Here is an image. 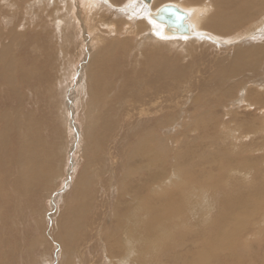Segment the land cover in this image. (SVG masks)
Instances as JSON below:
<instances>
[{"label": "rangeland", "instance_id": "rangeland-1", "mask_svg": "<svg viewBox=\"0 0 264 264\" xmlns=\"http://www.w3.org/2000/svg\"><path fill=\"white\" fill-rule=\"evenodd\" d=\"M72 1L73 3H75L76 6L75 13L73 10L71 14H65L67 12L66 11L67 8H63V6H61L62 4L57 1L56 5L59 13L56 14L57 10H55L54 13L51 12L54 6L47 8L46 7L47 4L46 6L45 5L41 6L33 3V0H25L26 4L24 3V5L21 6V9L22 10L27 9V13H25L24 11L17 12L18 9L12 7L14 9L12 13H14L13 16L15 17L14 21L11 22L12 24L9 23L10 19H7V15L8 18L11 17L12 15V13H9L10 10L8 9V7L4 8V10H2L3 12H0V17H1L0 28L2 29V33L6 35V37L0 36V42L4 39V37L5 38L10 37V39L12 40L15 38L16 41H18L21 44V48H23V53L27 56V59H24L23 61V65L27 70V84L21 88L19 84L20 81L19 82L17 81L19 86H17L16 87L17 89L14 90H10L9 88L5 90L7 87L5 88L0 87V264H76V262L77 264H79L77 261L78 256L72 252L73 248L76 247V244L73 246V248L71 247L70 249L69 246L67 245V241L64 240L62 234L64 235L65 233H70L69 229L74 230L75 226L73 227L72 225L73 218L76 217L77 219L80 217L81 214H82L81 217L84 215L85 216L84 218H86L88 212L87 208L89 205L88 201L101 189V187H104L102 185L99 186L97 184L105 180L104 184L108 185L109 183L111 190H113L114 185L117 186V192L111 190L108 191L109 199H107V209H106L107 213L105 215V219L103 220V222H106L105 226H108L107 229L112 230L115 227H118L116 223L121 221L120 219H122L123 216L129 217L127 216V214L132 209L130 205H132V203L134 204V202L130 199L129 201L131 202H127L128 199L127 196L137 192L136 191L137 189L135 187L137 186L138 183L144 180L143 178H145L146 171L148 169H153L152 166L153 161L156 158L160 159L162 155L165 156V154L163 153H167V155L169 153H172V152H167V150L169 151L167 146H165L164 149L165 143H159V142L155 143V139L152 140V142L149 141L148 139L151 138V133L149 134L145 132V128H143L144 125L139 128L135 127L131 129L130 128L120 129L121 125L120 123H118L119 125H117L116 127L117 130L115 133L116 135H119L117 139H120L118 140L120 141V144L116 143L117 151L119 152L118 166L111 167L110 163L107 161L106 164L103 165L105 169L104 171H102L99 170L98 164H95L96 162L95 160L97 159L99 154H97L94 145L97 142V138L104 131L103 124L106 122L105 120H107L108 125L109 123H114V121L111 120V118L115 115L114 111L116 106H118V104L120 103V99H121L120 97L128 98V99L132 98V95L128 91L132 86L133 87L136 86L142 80V76H143V74L141 75L142 68L149 69L147 62H145L147 58L142 57V52L143 54H147L145 56L148 57L149 61L153 59L154 62L157 63L155 64V66L157 67L156 69L163 68L164 65H167L166 68L168 69L167 71L168 73L166 72L165 74L166 77L171 76V74L169 73L172 70L173 72L177 70L178 73H180V78L174 81L173 83L174 85L168 86L167 89L171 91L173 88H175L178 91L177 94L180 95V98L183 101L182 106L185 109H188L189 112L192 109L191 103H193L194 100L196 104H201V106L204 103L203 104L204 107L200 106L197 109V111L195 112L192 111V112L194 113V115L197 114L201 116L204 115V116H208V118L202 120L201 117V119L198 120L197 122L193 120L192 127L193 128L198 127L199 131L201 127L202 128L204 127L203 128L204 132L205 129H210L209 131L212 130L210 134L211 137L206 136V138H203L207 140V141L205 140L206 142L205 141L203 142L202 138L199 139L202 145L204 143L203 145L204 147H201L200 151L199 148H196V146L194 145V144L201 145L199 141H197V143L193 142L194 144H192L191 143L192 141L188 138L178 139L179 143L182 144L181 146H178L181 148V149L179 148L180 152L179 150H177V152L180 153V157L181 156L185 157L187 156L188 153L189 154V156H187L188 159L187 157H185L184 159L179 158V153L175 152L178 155V167L182 169V173L184 172V170H186V169L183 170L182 168L184 166L183 160L195 163V166H190L185 172L187 173L186 174L187 181H188V177L191 175L189 177V182L191 186L194 185L192 188L195 189L196 191V192L194 191L196 193V194L194 193V196H196L195 197L196 208L200 209L201 202L199 201L202 199L201 194L203 193L205 194L206 192L208 196L210 192L212 193L208 196V198L209 201L211 202L210 204L212 205V207H214L212 208L213 210H211V212L212 211L213 212L212 214L210 213L211 218L208 221V227L204 226L202 228L207 232L206 238H208L211 235L210 231L213 232L214 236L211 238L212 240L210 239L209 241H206L204 245L201 246L200 248L194 247L193 249H191L193 242L192 240L195 239L194 237L196 236L197 230L199 228V224L196 223L194 227H190L193 225L194 222L183 219L182 215H184V218L186 217L185 213H187L186 215H188V212H186L185 210L183 211L184 213L176 216V218L177 217L181 218L179 220L178 218L176 219L178 220V222L174 218H172L173 213H171V209L174 206L172 207L167 202L168 199H169L168 201L172 200L170 196L165 199L161 198V202L159 201L160 206L158 205L156 207L155 206L156 200L153 201L152 198L149 199L144 196L143 197L145 199L141 198V196L145 193V190H142L141 188L138 189L140 195L138 194L137 198H139L140 196L141 199L140 198H139L140 200L137 198L136 199L137 202H140L142 200L140 203L141 206L144 208V210L141 209L142 212L139 215L142 217L143 221L145 222L147 216L153 214L152 217L155 216V218H157L159 228L166 231V233L172 232L170 233V235L172 234V236L173 234L175 235L174 237H170L169 235L167 236L168 238L164 237L165 238L164 240L165 241L167 240L168 242H164V241L162 242L163 244H165V246L161 243L159 244L160 246L157 250L159 251L158 252L159 254H157L159 255L158 256L159 260L156 259L158 262H155L154 264H186L188 260L190 261V256H192V254L197 255V253L201 255L206 254L208 257V260L206 262L210 261V264H240V263L263 264L264 263V225H262L263 227L261 226V228H253L251 223H249L250 227L246 226L247 230L254 234L255 231L257 233L258 231L261 230L260 237L262 239L258 235V238H255L254 240H252L251 238V240H248L245 243L242 240H239L242 243L239 242L238 240H235L242 245L241 248L240 245H238V242L237 244L235 242L233 243V245L234 244L238 245L239 246V247L237 246L238 249L240 248L239 250L240 251L243 250V252L245 251V248L249 247L248 250L244 252V257H240V253H239L240 251H237V249L235 250L234 249L235 246L233 245L232 246L234 248L231 245H228L229 250L228 249L224 250L226 253H228L225 255H229L231 257L229 256L227 257L223 255L225 252L220 253L221 254L220 255L218 254L219 251L212 250V248L214 247L216 248L214 243L215 241L213 240V238L216 239L215 234L219 226L222 225L221 224L222 221H227L232 219V217L227 218V220L226 218H223L225 220L222 219V217H227V215L231 216L230 214L232 213L230 212L232 210V207L234 206L232 205L233 204L232 202L238 201L239 203L238 205H240V202H243V199L240 200L238 198L247 197L245 200V206L248 210H246L245 215L248 218L251 215L250 210L253 207H254V213L257 212L259 214L261 209L262 211L260 213H264L263 212L264 211V181H257V178H254L252 176L253 179H250L249 182L245 181L246 182L245 184V182L239 179L240 183L236 182L234 184L236 189H233L234 188L233 185V188L231 187L232 190L229 189L230 190L229 192V190L226 189L228 186L224 187V183H226L228 179L224 181L221 180V170L222 168L224 169V167L227 168V171L224 169L227 173L235 171L234 170L235 168L241 171L245 170L246 168L248 169L247 166L245 167V169H243L242 166L235 167V164L227 165L225 163L228 157L225 149L227 148V144L222 142L221 136L219 135L218 132V128H214V129L212 128L215 126V123L212 120H210V118L214 117V115L216 116L215 119L221 118V114H219L220 109L218 107H215L218 106V104H214L212 101L215 100L217 102H220L221 100L224 102L225 111L228 112L230 110L232 95L230 90L227 88L228 86L226 87L225 94H222V89L220 84L213 82L207 86H202L203 79H201V83L198 86H195V83H193L188 76V74L192 72L191 70L192 64L196 62L197 59H199L200 57L203 58L206 57L205 60H211L213 54L216 53V49L213 50L208 48L206 49L203 47H199V45L197 46H192V45L190 46L188 44L183 45L182 43H180V39L183 40L180 37L173 38V39L180 38V39H176L177 40L176 42H174L172 38L165 39L166 40L165 42H173L171 43L172 45L164 44V45H160L159 47L152 46V42L149 41V39H147V41H145L143 44L140 45L141 47H138L137 46L138 42H132V43L130 42L131 41L130 38L133 37H129L128 35L127 37L126 34L124 35L113 34V36L112 35L110 36V42L109 41L108 42L110 46L111 45L116 46L114 54L115 56L117 55L116 56L117 60L113 59V53L112 54L110 53V50L112 49L108 50L109 53H106L103 57H100L99 59V56L101 55L98 54L101 52V50H104L103 48L105 45H99L98 47L97 45H95L96 48H93L94 45L92 43L94 42L95 37L90 36L88 30L86 29L84 15L80 13L81 10L78 1L77 0L75 1L72 0ZM175 1L176 0H158V2L160 3H156V5L158 7L173 3ZM128 2L129 0H123L120 6L125 5ZM32 4L33 6L37 5L36 7L37 9L31 13L38 14L39 12H41L40 15L41 14L43 15V16L41 15L42 16L41 20L33 21V17L29 13L31 9H35V8H31L33 7L31 6ZM67 7H69V5H67ZM103 7H104L103 9L97 11V13L94 14L93 17L94 26L95 25L98 26L99 23L105 25L107 22H109L110 23L109 28L110 31L112 32L122 22L126 24L127 18L123 16L120 17L118 14H116L115 11L109 12L108 8L105 5H103ZM69 8H73V7L70 6ZM28 15L29 17H27ZM104 16H106L107 18V21L105 23H103L105 21ZM48 17H52V18L55 17L60 19L62 18L61 21H63V24L60 25L56 30L54 27L55 25L53 23L55 18H53L54 19L53 20ZM74 19H76V22L74 21ZM76 23L78 24V28L75 25ZM140 24L142 23L139 22V24H137V27H139ZM247 28H249L248 25H244L241 28L243 34H244V30H246ZM77 29H81L82 31V32L80 31L81 37L79 38L80 58L74 70L73 69L71 70L72 76H70L71 77L70 78L69 76H64V73L66 72L64 69H66V66L64 67V69H62V67L63 65H65L66 61L70 59V57L68 56H71V53L68 52L69 51L73 52L72 50L78 51L79 45L76 48L72 44H68L65 46L64 50L61 49V46H64L65 39L78 38L80 34L77 35L76 33ZM20 33L25 36V39H22L23 36H21ZM12 34L14 35L16 34L17 37L14 36L13 38ZM187 39H191V38L187 37ZM123 40H128V41L124 42ZM13 46L16 51H19V45L17 43ZM188 50H190V52ZM220 52H221V56L225 54L228 55L230 53L228 49L227 51H220ZM18 53L19 56H21L20 55L21 53L20 52ZM262 53H264V50H260L257 54H262ZM28 55H37L38 59H36V62H33L32 59H29ZM44 55L46 56L43 58ZM47 56H49L48 58L51 60L49 59L47 60L46 59ZM248 59L247 62L249 65L252 64V62L257 63V61L263 60L262 56L260 55H256L253 57L248 56ZM137 62H141L140 64L141 69L134 68L137 67L136 64ZM33 65H36L38 69L37 71H32V73L29 74L31 70V66ZM221 67L222 66L220 67L215 66L213 70L211 69L208 71L205 77L209 78L215 71H216L215 73L220 71ZM102 71H105V73H103ZM18 77L19 74L16 75V78ZM67 77L68 79H66ZM133 77L134 79H136L135 84ZM96 78L102 79V88L100 89L99 92L100 94H102L106 89V88L104 89L105 82H106V87L108 84H113V85L110 86L108 85V88L106 89L109 90L110 88L112 92V96L109 99L108 97H104L99 102V104L95 102V104L97 103V105L94 106L91 104V100L94 99H91L92 95L90 96L89 89H87L86 86ZM212 78L213 77H211V79ZM61 80H62V87H61ZM206 84H208V82H206ZM237 85L241 86L242 84L237 83ZM113 86L114 89H111ZM237 90H235V92ZM97 109L100 110V112H98ZM16 110L18 111L17 114H15ZM179 110L180 108H178L177 110L178 113ZM92 111H95L93 115L90 114ZM83 113L85 115H83ZM178 113H173V114H175L176 116ZM28 115H33L31 119L35 121L34 124L32 125L30 124V119L28 118ZM84 117H86V119ZM64 118L65 119L67 118L66 119L67 121ZM164 118L166 120L165 124L158 125V127L156 128L157 129L156 135L160 136L162 134H165L167 137V141L170 142L169 137L172 136L173 134V130L171 128L172 127L171 122L175 120V117L170 118L166 115L164 116ZM151 124L157 125V122L153 121V123ZM198 124H200L201 127ZM208 124L211 125L210 126L211 128H207ZM123 130L124 132H122ZM199 131H197V134L199 133ZM140 137L142 138L141 143H140ZM186 144H189V147H187L188 145L186 146ZM206 144L207 146H205ZM210 144L211 146H208ZM185 148L186 149L189 148L188 152L187 150L186 151L184 150ZM214 148L215 150L218 148V150H216L218 152L214 151ZM191 152L193 153V155H197V156L201 152H204L206 155L209 156L214 155L217 157L218 161H220L222 165L218 167V170L215 168L211 170L208 168L205 169L204 167H200L198 166V160L195 161L191 160L192 159V157L190 156V154H192ZM35 155L38 156V159H35L34 157ZM230 158L232 157L230 156ZM240 160L241 158H239V161ZM249 164L251 165V163ZM163 166H161V169H163ZM157 167L159 168L160 166L158 165ZM164 167H165L164 170H166V166ZM121 168H125L126 170L121 172ZM154 170L155 169H153L152 172ZM97 173H101V175L103 176L101 175L98 176ZM260 173L261 170L257 172L258 175ZM254 174L252 171V175ZM199 177L201 178L203 177L202 180L205 181L207 179V181L203 183L201 182L202 180L200 181L201 178ZM121 181L123 183V185H121L122 187L118 186V184ZM142 183L143 182H141L140 184ZM252 183H253L252 185L253 187L251 186ZM256 183L260 184V186L256 185ZM249 187L250 189L248 190ZM183 189H184V193H186L188 187L187 188L185 187ZM245 190L248 192L246 193ZM118 191L121 192V194ZM233 191L234 192L236 191L237 193H234ZM232 192L234 196H232ZM249 192L251 195L249 194ZM174 193H175V197L177 198L178 191L174 190ZM245 194L248 196H245ZM227 196H229V198H226ZM251 196L254 198H252ZM248 197L249 198L251 197L252 200L253 199L257 200V202L259 203L253 200L254 202H256L255 205H253L252 207H251L252 204L247 205V201L249 200ZM235 198H237L238 200ZM118 200L121 203L117 202ZM143 200H145L144 203ZM190 200L195 205L194 198L193 199L190 198ZM178 203L180 204L179 201L176 202V204ZM115 204L117 211H115L116 210ZM147 204H149V206ZM86 205L87 208L84 207ZM146 205L148 208L145 210ZM185 205L186 204L182 202L180 208L181 206L185 207ZM225 205H228L229 207L227 206V208H225ZM256 207L257 208L259 207L260 209L258 210L256 209ZM164 208H167V210H165ZM125 209L127 210L128 213L126 212ZM81 210H83L84 212ZM221 211L227 214L224 213L225 216H223L224 214ZM80 212L81 214H79ZM219 212H221V214L223 215H221ZM147 213H151V214L147 215ZM160 213L164 214L166 218L170 216L169 217L170 219L168 218L167 220H163V217H160L161 216ZM175 214H180V213H175ZM258 214H256V216ZM77 215L79 216L77 217ZM261 216L262 215H259L258 217ZM199 218L201 219L202 215H199ZM76 219H74V222L76 221ZM252 219L253 216L252 218L251 217L249 218V221L252 222ZM159 220L164 222H161ZM168 220H171L172 224ZM168 222L171 225H169ZM228 224L231 225L233 223L228 221ZM67 225L68 227L66 228ZM162 225H164L165 227L164 226L161 227ZM258 225H260V223ZM109 227L112 228L110 229ZM107 229H103L102 231H100L98 236H103V235L106 236L105 234H109V230L107 231ZM187 234L188 235L191 234L190 237L188 238L189 242L187 243L190 250L188 251L187 258L185 259L177 254L180 253L178 251L180 248L181 249L184 248L183 243H186V241L183 240V238L184 235L186 236ZM59 235L62 237H60ZM67 238H68V234L66 239ZM170 240L171 242L172 241L173 242L171 243ZM60 241L63 243H61ZM95 242L96 241L94 240L93 242L90 243V245L96 244ZM166 243L171 245H168ZM161 245H163L164 247L163 246L161 247ZM166 247H168L167 248L168 251L166 250ZM208 247H211V249ZM229 247L232 249H230ZM98 250L101 253H98L99 254L98 257L100 258H96L98 260L96 259L94 260L96 264L97 263L100 264L101 262L99 263V261H102L101 258H103L102 249L98 248ZM74 251L76 253V249H74ZM93 251L95 252L94 249ZM146 251L147 248H144L143 252ZM169 251L170 254L168 253ZM89 252H86L87 255L86 257H84V261L86 262H84L83 264H89V263L92 264L91 259L93 258L92 255L93 252L92 254ZM248 252L249 254H247ZM252 253L257 256V259H255L253 263L247 261L249 260L248 258L250 257V255H253ZM74 255L77 259L74 257ZM215 255H217L220 259L213 260L217 257ZM172 256L175 257L173 258ZM210 257L212 258L211 260L209 259ZM226 257L229 259H227ZM180 259H182V261ZM239 259L241 261H238ZM206 262L204 264H206Z\"/></svg>", "mask_w": 264, "mask_h": 264}, {"label": "bare ground", "instance_id": "bare-ground-1", "mask_svg": "<svg viewBox=\"0 0 264 264\" xmlns=\"http://www.w3.org/2000/svg\"><path fill=\"white\" fill-rule=\"evenodd\" d=\"M57 1L62 4V5L61 4L60 5L63 6V8H67V10L65 9L67 11L65 14H71L73 10L75 13L76 6L72 0H62V1L61 0H33V3L41 5V6H43V5L46 6V4H47V6H46L47 8L54 6V8L51 10V12L54 13L55 10H57L56 14H58L59 12H58V8L56 5ZM77 1H78L79 6H80V10H81L80 13H82L84 15V21L86 23V29L88 30V33L90 36L95 37L94 42L93 43L91 42L94 45L93 48H96L95 45H97V47L99 45H105L103 48L104 50H101V52L98 54V55H101V56H99V59H100V57H103L106 53H109L108 50H110V49H112V50H110V53L111 54L113 53V59L117 58L116 57L117 55L115 56V54H114L116 46L115 45L110 46V44H109L110 36L111 35L113 36V34H118V35L126 34V36L128 35L129 37H133V38H130L131 39L130 42L131 43L132 42H138V45H137L138 47H141L140 45L143 44L145 41H147V39H149V41L152 42V46L159 47L160 45H164V44L172 45L171 43H173V42H165L166 41L165 39H171V38L173 39L174 37H180L183 40H181L180 38H176V39H180V43H182L183 45H186V44H188L190 46L191 45L192 46L199 45V47H203L206 49L207 48L212 49V50L216 49V53L213 54L211 60H205L206 57H204V58L200 57L199 59H197V61L192 64V66H191L192 72L189 73L188 76H189L190 80L193 83H195V86H198L201 83V79H203L202 80V86H207L213 82L220 84L221 89H222V94H225L226 87L228 86L227 88L230 90L231 95H232L231 108L228 112L225 111L223 101H221V100H220V102H217L215 100L212 101L214 104H218V106H215V107H218L220 109L219 114H221V118L215 119L216 116L214 115V117L210 118V120H212L215 123V126L212 128L213 129L218 128V132H219V135L221 136L222 142L227 144V148H225V149H226V154L228 157H227L225 163L227 165L235 164V167H241L242 166L243 169H245V167L247 166L248 169L246 168L247 170L245 169L243 171L238 169L239 170L238 171L235 168L234 169L235 171L227 173L226 172L227 168L224 167V169L226 171L222 168L221 180L224 181V180L228 179L227 182L224 183V187L228 186L226 188L228 190L229 189L232 190L231 187L233 188V185L236 182L240 183L239 179L243 182H245V181L249 182V180L253 179V177H254V178H257V181H264V156H263L264 155V53L257 54L260 50H264V42H262V41H264V0H176L173 3L166 4V6H174L177 9H179L180 11L187 14L185 22L188 23V25H189V29H190L189 35H179L178 33L167 34L164 32V30H163L164 26L162 24H157L150 19V17H149L150 13H156L161 7L165 6V5H162V6L157 7L156 3H160V2H158V0H150L147 5L145 4V2H143L141 0H129V2L127 4L122 5V6H120V5H121V2L123 0H83V1L77 0ZM24 3L26 4L25 0H0V12H3L2 10H4V8L8 7V9L10 10V11L8 10L9 13H12L14 10L12 7H15L16 9H18L17 12L24 11L25 13H27V9L26 10L21 9V6L24 5ZM93 3H95V4H93ZM67 5H69V7L71 6L73 8H69V7H67ZM103 5H105L108 8L109 12L115 11L116 14H118L120 17L123 16V17L127 18L126 24H124L122 22L112 32L110 31V28H109V24H110L109 22H107L105 25L99 23L98 26L97 25L94 26V20H93L94 14L97 13V11L103 9L104 8ZM9 6H11V7H9ZM31 6H33V4ZM41 6H39V7H41ZM36 7H37V5L31 7V8H35V9H31L30 12L28 11L30 13V15L33 17V21L41 20L42 16H43L42 14H41L42 16L40 15L41 12H39L38 14L31 13L37 9ZM111 7H113V8H111ZM13 14L14 13H12L11 17H9V18L7 15V19H10L9 23L13 22L15 19ZM49 16H51V15H49ZM27 17H29V15ZM48 18L53 19L55 17H53V18L48 17ZM104 18H105V21L103 23H105L107 21L106 16H104ZM61 19L60 18H55V20L53 19L54 20L53 23L55 25L54 27L56 30L58 29V27L60 25L63 24V21H61ZM74 21L76 22V19H74ZM139 22L142 24H140L139 27H137V24H139ZM75 25L78 28V24L76 23ZM244 25H248L249 28L244 30V34H243V31H241V28ZM111 28H112V26H111ZM80 31H81V29L76 30L77 35L80 34L78 36V38L65 39L64 40V43H65L64 46H61V49L64 50L65 46L68 44H72L76 48L79 45V47H78L79 52L76 50H72L73 52H70V51L68 52V53H71V56H68V57H70V59L67 60L65 65H63V67H62V69H64V67L66 66V69H64L66 71L64 73V76H69V77L72 76L71 70L72 69L74 70V68L76 67V64L79 62V58H80V42H79L80 39L79 38L81 37V32H82V31L81 32ZM105 33H107V34H105ZM7 35H9V34H7ZM12 35H13V38H14V36L17 37L16 34L15 35L12 34ZM20 35L23 36L22 39H25V36L23 34L20 33ZM20 35H18V36H20ZM0 36L6 37V35H4L2 33V29L0 31ZM5 37L0 42V87H3V88L7 87L5 90H7L8 88L10 90H14V89H17L16 88L17 86H19L18 85L19 81H20L19 84H20L21 88L27 84V70L23 65V61H24V59H27V56L23 53V48H21V44L18 41H16L15 38L12 40V39H10V37L9 38H5ZM187 37L188 38L190 37L191 39H187ZM176 39H173V41L176 42L177 41ZM123 41L127 42L128 40H123ZM168 41H171V40H168ZM16 43L19 45V51H16L14 46H13ZM188 48H189V46H188ZM194 48H196V47H194ZM194 48H192V49H194ZM42 49H43V47H42ZM136 49H137V47H136ZM227 49L230 51V53L228 55L225 54V55L221 56L220 51H227ZM188 51L190 52V50H188ZM18 52L21 53L20 54L21 56H19ZM170 53H171V51H170ZM145 55H147V54H143V52H142V57L147 58V60L145 62H147L148 68L149 69L151 68V69L149 70L146 68H142V71H141V75L143 74L142 80L136 85L137 87L132 86L130 88V90L128 91L132 95V98L128 99V98L120 97L121 98L120 103L118 104V106H116L115 111H114L115 115L111 118V120H113L114 123H109V125H108L107 120H105L106 122L103 124V126H104L103 130L104 131H103V133H101L100 136L98 135L99 137L97 138V142L94 145V148L96 149L97 154H99L97 159L95 160L96 161L95 164H98L99 170H102V171H104L105 167H103V165L106 164L107 161L110 163L111 167L118 166V164H119V162H118L119 152L117 151L116 143L120 144V141H118L120 139H117L119 137V135L115 134L116 130H117L116 127H117V125H119L118 123H120V125H121L120 129H125V128L131 129V128H135V127L139 128V127H142L144 125L143 128H145V132L149 133V134L151 133V138L148 140L152 142V140L155 139V143H157V142L165 143L164 149H165V146H167L169 149V151L167 150V152H172V153H169L168 155H167V153H163V154H165V156L162 155V157L160 159L156 158L152 163L153 169H155V170L152 172L153 169H148L146 171L145 178H143L144 180L141 181L143 183L140 184L141 183L140 182L135 187L137 189L136 190L137 192L132 193L131 195L127 194L129 196V197L127 196V198H128L127 202H131V201H129V199H130L134 202V204L133 203H132V205L129 204L130 207L132 208L131 210L129 209L130 210L129 213L125 209L126 212L128 213L127 216H129V217L123 216V218L120 219L121 221H119V222L117 221L118 223H116V225H118V227H115L114 229H112L113 231L107 229L108 226H105L106 222H103V220L105 219V215L107 213L106 212L107 199H109L108 198V191L111 190V187H110L109 183H108V185L104 184L105 180L101 183L98 182L99 184H97V185H99V186L102 185L104 187H101V189L93 197L90 198V200L88 201L89 205L87 204L88 208H87V205L84 206L88 209L86 218H84L85 217L84 215L81 217L82 214L80 212L79 213V214H81L80 217L77 219L75 217L72 220L73 221L72 225H73V227L75 226L74 230L69 229L70 233H65L64 235L62 234L64 240L67 241V245L69 246L70 249H71V247L73 248V246L76 244V247L73 248L72 252L78 256L77 261L79 264H83L84 262H86V261H84V257H86V255H87L86 252H89V251L93 252V254H92V252H89L93 255V258L91 259L92 264H96L94 260L96 258H100V257H98V255H99L98 253H101V252H99L98 248L102 249V251H103L102 252L103 258H101L102 261H99V263L101 262L100 264H151V263L154 264L155 262H158L156 259H158V256H159V255H157V254H159L158 253L159 251H157L159 246H160L159 244L160 243L163 244L162 243L163 241L168 242L167 240L166 241L164 240L165 239L164 237H167L168 235L170 237H174L175 235L173 234V236H172V234L170 235V233H172V232L166 233V231L159 228L157 218H155V216L152 217L153 214L149 215L152 212L147 213V215H149V216H147L145 222L143 221L142 217L139 215L142 212L141 209L144 210V208L141 206V203H140L142 200L140 202H137V199L140 198V196H139V198H137V196L139 194V192H138L139 188H141L142 190H145V193L143 192L144 194L141 196V198L147 197L149 199L152 198L153 201L156 200V202H155L156 207L160 204L159 201L161 202V198L165 199V198H168L170 196L172 200L168 201L169 200L168 199L167 202L172 207L174 206L171 209V213H173L172 218H174L176 220L178 218V217L176 218V216L181 215L182 213H184L183 211L185 210L186 212H188V215H186L187 213H185V216H186L185 218H184V215H182L183 219L194 222L193 225L190 227H194L196 225V223L199 224V228L197 230L196 236L194 237L195 239L192 240L193 242H192V248L191 249H193L194 247L200 248L201 246L204 245V243L206 241H209L214 236L213 232L209 230L211 232L210 233L211 235L208 238H206L207 232L204 229H202L204 226L208 227V221L211 218L210 213L212 214V212H213V211L211 212V210H213L212 208H214V207H212V205L210 204L211 202L209 201V198H208V196L212 193L210 192V194H208V196H207L206 192H205V194L204 193L201 194L202 199L199 201V202H201L200 209H197L196 208V198H195L196 196H194V193L196 191H195V189L192 188L194 185L191 186V184L189 182V177L191 175L188 177V181H187V176H186L187 173L185 172V171H187V169L190 166H195V163L183 160L184 163L183 162L182 163L184 164V166L182 168H183V170L184 169H186V170H184V172L182 173V169H180L178 167V155L176 154V153L180 152V150H179L180 147H178V146H181V144H182V143L181 144L179 143V140H178L179 138H181V139L188 138L192 141L191 143L194 144L193 142L197 143V141H199V139H201V138H202V141L204 142L206 139H203V138H206V136L211 137L210 134H211L212 130L209 131L210 129H205V132H204L203 131L204 127L202 128L200 124H198L201 127L200 131H199L198 127H195V128L192 127L193 126V120L197 122L198 120L201 119V117H202V120H205L208 118V116H204V115L201 116L199 114L194 115L193 112L197 111V109L201 106V104H196L195 100L193 103H191L192 109L189 112L188 109H185L182 106L183 101L181 100L180 95L177 94L178 91L175 88H173L171 91H169L167 89L168 86L174 85L173 84L174 81H176L177 79L180 78V73H178L177 70H175L174 72L172 70L169 73V74H171V76L166 77L165 74L168 71V69L166 68L167 65H164V66L162 65L163 68L156 69L157 67L155 66V64H157V63H155L153 59L151 61H149L148 57ZM200 55H202V54H200ZM256 55L262 56L263 60L257 61V63L252 62V64L249 65L247 62L249 60L248 56L253 57ZM45 56L46 55H44L43 58ZM49 56L46 57L47 60L49 59L48 58ZM28 57H29V59H32L33 62H36V59H38L37 55H28ZM137 57H139V56H137ZM66 59H68V58H66ZM163 59H164V57H163ZM49 60H51V59H49ZM136 64H137V67H134V68L141 69L140 68L141 62H137ZM215 66L216 67L222 66L221 70L218 71L217 73H215L216 72L215 71L214 72L215 74L213 73L209 78H206L205 75L208 73L209 70H211V69L213 70V68H215ZM37 69L38 68L36 65L31 66V70H30L29 74H31L32 71H37ZM102 72L105 73V71H102ZM17 73L19 74L18 78H16V75H18ZM211 77H213V78L211 79ZM100 78L94 79L91 83H89L86 86V88L89 89L90 96L92 95L91 99H94V100H91V104L94 106L97 105V103L99 104V102L104 97H108V99H109L112 96V92H111L110 88H109V90H106V89L108 88V85L110 86L113 84H108L106 87V82L104 84V89L106 88L105 91L102 94L99 93L100 89L102 88V79H100ZM66 79H68V77ZM210 79H211V81H210ZM133 80H134V84H135L136 79H134V77H133ZM206 82H208V84H206ZM237 83L242 84V85L238 86ZM61 87H62V80H61ZM237 88H238V90H237ZM111 89H114V86ZM235 90H237V91L235 92ZM95 102H97V103L95 104ZM203 104H202V106H203ZM178 108H180L179 113L177 111ZM166 111H168V112H166ZM94 112L95 111H92L90 114L93 115ZM98 112H100V110H98ZM98 112H96V113H98ZM17 113H18V111L16 110L15 114H17ZM173 113H178V114L175 116V114H173ZM165 114L170 118L175 117V120H173L171 122V125H172L171 128L173 130V134H172V136L169 137L170 142L167 141V137L165 134H162L160 136L156 135V131H157L156 128L158 127V125L165 124V121H166L164 118V116H166ZM83 115H85V114L83 113ZM83 115H81V116H83ZM32 116L33 115H28V118L30 119L31 125L34 124V122H35L31 119ZM84 118L86 119V117H84ZM15 119H17V118H15ZM153 121L157 122V125H152L151 123H153ZM12 125H14V124H12ZM16 126H18V125H16ZM210 126L211 125L208 124L207 128H211ZM201 129H202V131H201ZM197 131H199L198 134H197ZM122 132H124V130ZM194 135H195V137H194ZM137 136H139V135H137ZM156 136H158V137H156ZM214 137H216V136H214ZM217 137H219V136H217ZM141 140H142V138L140 137V143H141ZM199 143H200V141H199ZM200 144L201 145L194 144L196 146V148H199V151L201 150V147H204L203 146L204 143H203V145H202V143H200ZM186 146L189 147V144H186ZM195 146H194V149H195ZM205 146H207V144ZM208 146H211V144ZM182 148H183V146H182ZM177 150H179V152H177ZM184 150L185 151L187 150V152H188L189 148H187V149L185 148ZM208 150H209V148H208ZM216 150H218V148ZM216 150L214 148V151H216ZM190 151H193V150H190ZM216 152H218V151H216ZM187 156H189L188 153H187ZM187 156H185V157H187ZM190 156L192 157V159H191L192 161L198 160V166L204 167L205 169L208 168V169L212 170L215 168L218 170V167H220L222 165L220 163V161H218L216 156H214V155L209 156V155H206L204 152H201L198 156L193 155V153H192V154H190ZM230 156L232 158H230ZM34 157H35V159H38L37 155H35ZM185 157L184 156L180 157V153H179V158L184 159ZM237 158H238V160H237ZM239 158H241L240 161H239ZM187 159H188V157H187ZM249 163H251V165ZM31 164H32V162H31ZM254 164H255V166H254ZM158 165L160 166L159 168L157 167ZM163 165L166 166V170H164L165 167ZM249 165H250V168H249ZM161 166H163V169H161ZM125 170H126L125 168H121V172H123ZM260 170H261V173L258 175L257 172H259ZM252 171H253V174L255 171L254 175H252ZM194 173H195V171H194ZM97 175L100 176L101 173H97ZM101 176H103V175H101ZM95 177H97V176H95ZM199 178H201V177H199ZM202 178L200 179V181L202 180ZM204 178H206V177H204ZM205 181H207V179ZM205 181L202 180L201 182L205 183ZM107 182H109V181H107ZM254 183H255V181H254ZM245 184H246V182H245ZM121 185H123L122 181L118 184V186H121ZM252 185H253V183L251 184V186ZM256 185L260 186V184H258V183H256ZM244 186H247V185H244ZM185 187L186 188L188 187V190L186 193H184V189H183ZM203 187H205V186H203ZM236 187H237V185H236ZM119 189H120V187H119ZM233 189H236L235 185H234ZM249 189H250V187L248 188V190ZM123 190H124V187H123ZM174 190L178 191L179 196L177 195V198L175 197ZM230 190H229V192H230ZM111 191L117 192V186L114 185V188ZM139 191H141V190H139ZM236 191L235 192L233 191V192L237 193ZM233 192H232V196H234ZM245 192L247 193L248 191L245 190ZM119 193L121 194V192H119ZM249 194H250V192H249ZM245 196H248V195L245 194ZM251 197L250 198L248 197L249 200L247 201V205L252 204L251 205V207H252L253 205L256 204L257 200L253 199L254 201H256V202H254L252 200V198H254V197H252V198ZM173 198H175V199H173ZM190 198L191 199L194 198L195 205L190 200ZM226 198H229V196H227ZM232 198H234V197H232ZM246 198L247 197L238 198L240 200L243 199V202L239 201L240 205H238L239 204L238 201L232 202L233 204L231 203L232 205H234L232 207L231 212H230L233 214V216H232V214H230L231 216L227 215V217L221 216L222 219L226 218V220H227V218H231V217H232V219L227 220V221H222V223H221L222 225L219 226V228L215 234L216 239L213 238V240L215 241L214 243H215L216 248L213 245L212 246L217 250H215L214 248H212V250L213 251H219L218 254L224 253L225 252L224 250L228 249V245L232 246L234 242L237 244V242L239 240H242L245 243L248 240H251V238H252V240H254L255 238H258V235L260 237V231L261 230L258 231L257 233L255 231V234H254V233L249 232L247 230L246 226L250 227L249 223H251L253 228H261V226L264 225V213H260L262 211V209L259 212V214L257 212L254 213V207L251 208L250 212H251V215L253 216V219H252V222L249 221V218L250 217L252 218V216L250 215V217L248 218L245 215L246 210H248L245 206ZM235 199H237V198H235ZM144 201L145 200H143V203H144ZM175 201L176 202L179 201L180 204L179 203L176 204ZM226 201H228V200H226ZM258 201H259V199H258ZM117 202H120V201L118 200ZM182 202H184V204H186V205H185V207L181 206V208H180V205L182 204ZM115 203H116V201H115ZM257 203H259V202H257ZM226 204H228V203H226ZM147 205L149 206V204H147ZM147 205H146L145 210L148 208ZM227 206L228 205H225V208H227ZM188 208H189V210H188ZM115 209H116V204H115ZM164 209L167 210V208H164ZM256 209L259 210L260 208L256 207ZM81 211H83V210H81ZM115 211H117V209ZM150 211H151V209H150ZM221 212H223V211H221ZM221 212H219V213L221 214ZM175 213H180V214H175ZM224 213L225 212H223V214ZM198 214L202 215L201 219L199 218ZM223 214H221V215H223ZM225 214H227V213H225ZM225 214L223 216H225ZM256 214H258V215L256 216ZM154 215H155V213H154ZM259 215H262V216L258 217ZM78 216L79 215H77V217ZM159 216H157V217H159ZM160 217H163V220H167L170 216L168 218H166L164 214H161ZM206 217H209V218H206ZM74 219H76L75 222H74ZM179 219H181V218H178V220ZM222 219H220V220H222ZM161 220H159V221H161ZM178 220H176V221L178 222ZM195 220H196V222H195ZM223 220H225V219H223ZM168 221L171 223V220H168ZM228 221L233 223V224H231V225L228 224ZM161 222H164V221H161ZM169 222H168V224L171 225L172 223L170 224ZM219 222H221V221H219ZM63 223H65V222H63ZM108 223H110V222H108ZM259 223H260V225H258ZM57 225H56V227H57ZM200 225H202V226H200ZM214 225H215V223H214ZM163 226L164 225H162L161 227H163ZM67 227H68V225L66 226V228ZM169 227H168V230H169ZM103 229H107V231L109 230V234H105L106 236H104V235L98 236L99 232L102 231ZM245 231H247V232H245ZM62 233H64V232H62ZM67 234H68V238L66 239ZM190 235H188V234L186 236L184 235L183 240H185L186 243H183L184 248H182V249L180 248L178 250L180 253L177 254V255H180L181 257L185 258V259L187 258L188 251L190 250L189 246L187 244L189 242L188 238L190 237ZM62 236H60V237H62ZM94 240L96 241L95 242L96 244L90 245V243L93 242ZM235 240H238V241H235ZM170 242H171V240H170ZM239 242H241V241H239ZM239 242H238V245H240V248H241L242 245ZM61 243H63V242H61ZM211 243H213V242H211ZM166 244H168V243H166ZM236 244L233 245V246H235V248L233 246L232 247L235 250L237 249V251H240L239 250L240 248L238 249L239 246ZM248 244H249V242H248ZM163 245L165 246V244H163ZM163 245H161V247ZM168 245H171V244H168ZM168 247H170V246H168ZM168 247H166L167 251H168V249H167ZM144 248H147L146 252H143ZM170 248H172V247H170ZM208 248L211 249V247H208ZM248 248L249 247L245 248L244 252H246L248 250ZM74 249H76V253H75ZM93 249L95 250V252L93 251ZM173 249H174V247H173ZM230 249H232V248H230ZM67 250H69V249H67ZM220 250H222V251H220ZM251 250H253V249H251ZM170 251L168 252L169 254H170ZM244 252H243V250H241L239 252L240 257H244ZM249 252L247 254H249ZM195 253H196V251H195ZM225 254H228V253L225 252L223 255H225ZM75 255H74V257H75ZM253 255H250V257L248 258L249 260H247V261L253 263V261H255V259H257V256L256 255L253 256ZM215 256H217V255H215ZM225 256L228 257L229 255H225ZM88 257H90V256H88ZM229 257H231V256H229ZM161 258H163V257H161ZM175 259H177V258H175ZM209 259L211 260L212 258L210 257ZM217 259H220V258L217 256L213 260H217ZM227 259H229V258H227ZM96 260H98V259H96ZM170 260H172V259H170ZM180 260L182 261V259H180ZM207 260H208V257L206 254L201 255V254L197 253V255L192 254V256H190V261L188 260L187 263L204 264ZM90 261H88V262H90ZM147 261H149V262H147ZM160 261H161V259H160ZM238 261H241V260L239 259ZM76 264H77V262H76ZM89 264H91V263H89ZM206 264H210V261L206 262Z\"/></svg>", "mask_w": 264, "mask_h": 264}, {"label": "water", "instance_id": "water-1", "mask_svg": "<svg viewBox=\"0 0 264 264\" xmlns=\"http://www.w3.org/2000/svg\"><path fill=\"white\" fill-rule=\"evenodd\" d=\"M147 5L150 0H141ZM150 19L157 24L164 26L163 30L167 34L178 33L179 35H189L190 29L185 22L187 14L174 6H163L156 13H150Z\"/></svg>", "mask_w": 264, "mask_h": 264}]
</instances>
